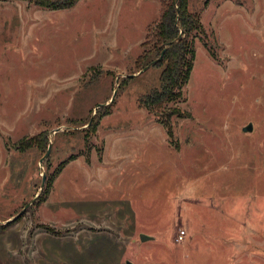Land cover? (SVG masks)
<instances>
[{
    "label": "rangeland",
    "instance_id": "374dc122",
    "mask_svg": "<svg viewBox=\"0 0 264 264\" xmlns=\"http://www.w3.org/2000/svg\"><path fill=\"white\" fill-rule=\"evenodd\" d=\"M188 1L161 116L136 61L162 0H0V264H264V0Z\"/></svg>",
    "mask_w": 264,
    "mask_h": 264
},
{
    "label": "trees",
    "instance_id": "16d2710c",
    "mask_svg": "<svg viewBox=\"0 0 264 264\" xmlns=\"http://www.w3.org/2000/svg\"><path fill=\"white\" fill-rule=\"evenodd\" d=\"M36 5L50 9H69L80 0H32ZM203 30L201 11H193L188 0H162V13L154 25H150L147 40L142 43L143 53L136 63L145 62L146 66L157 60L164 50V56L153 66L162 67L160 86L150 91L143 101V106L158 110L162 116L170 103L184 99V87L188 84L194 61L196 48L190 39L194 32ZM173 42L172 44H169ZM150 46V48H147ZM132 78V76H129ZM171 119L179 113L169 108ZM179 116V115H178ZM171 119L164 122L166 127L172 126ZM45 143V139L42 140ZM66 162L62 165L64 166ZM22 216V215H21Z\"/></svg>",
    "mask_w": 264,
    "mask_h": 264
},
{
    "label": "water",
    "instance_id": "95a60500",
    "mask_svg": "<svg viewBox=\"0 0 264 264\" xmlns=\"http://www.w3.org/2000/svg\"><path fill=\"white\" fill-rule=\"evenodd\" d=\"M173 42H170L169 44H172ZM165 51L166 50H164L163 52H162V54H161V56L157 59V60H155L153 63H151L150 65H148V66H146L141 72H143V71H145V70H147L150 66H152L153 64H155L156 62H158L159 60H161L162 58H163V56H164V53H165ZM138 74H133V75H131L132 77H134V76H137ZM116 94H117V92H115V94H114V96H113V98H112V101H114V99H115V97H116ZM104 105H107V104H99L97 107H102V106H104ZM60 130H61V128H58V129H56L55 130V133H58V132H60ZM243 130L244 131H246V132H248V131H252L253 130V124L252 123H250L249 125H247L246 127H244L243 128ZM52 148H53V143L52 142H50V144H49V148H48V151H47V153L45 154V156L41 159V161H40V163L42 164L49 156H50V154H51V152H52ZM46 174H43V185L45 184V181H46ZM36 200V198L33 200V202ZM33 202H31V203H29V204H27L26 205V207L18 214V216H21V215H23V213L33 204ZM140 238H141V240L142 241H146V240H150V239H152L153 237L152 236H149V235H147V234H141L140 235Z\"/></svg>",
    "mask_w": 264,
    "mask_h": 264
},
{
    "label": "built area",
    "instance_id": "2783aa9c",
    "mask_svg": "<svg viewBox=\"0 0 264 264\" xmlns=\"http://www.w3.org/2000/svg\"><path fill=\"white\" fill-rule=\"evenodd\" d=\"M185 236H186V232L182 231L181 234L179 235V240H184Z\"/></svg>",
    "mask_w": 264,
    "mask_h": 264
}]
</instances>
